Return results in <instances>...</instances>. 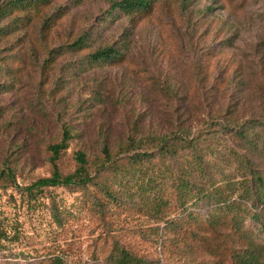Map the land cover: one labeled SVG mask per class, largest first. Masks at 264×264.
Wrapping results in <instances>:
<instances>
[{
  "label": "rangeland",
  "instance_id": "1",
  "mask_svg": "<svg viewBox=\"0 0 264 264\" xmlns=\"http://www.w3.org/2000/svg\"><path fill=\"white\" fill-rule=\"evenodd\" d=\"M114 1L38 0L23 27L0 34V172L11 168L15 176L0 180V264L48 263L56 256L65 264H110L113 242L162 262V238L153 231L160 226L133 203L108 205L103 214L107 201L94 185L47 187L36 198L23 190L51 175L49 146L64 129L71 137L56 160L61 174L74 171L75 153L83 151L97 176L103 142L114 153L136 129L164 133L185 122L205 130L220 121L209 115L227 106L238 122L264 114V0H189L185 6L159 0L133 21L113 9ZM61 12L46 29L45 21ZM11 23V16H0V28ZM84 34L87 47H66ZM108 45L123 59L92 64L89 54ZM230 144L252 154L235 140ZM252 159L264 173V151ZM240 168L228 165L226 172ZM101 172L114 184L113 173ZM238 190L232 198L240 201ZM242 203L257 216L239 209L240 230L235 224L203 228L201 236L220 250L189 240V264H235L231 252L247 244L264 261V205ZM207 209L204 203L196 208L202 222Z\"/></svg>",
  "mask_w": 264,
  "mask_h": 264
},
{
  "label": "trees",
  "instance_id": "2",
  "mask_svg": "<svg viewBox=\"0 0 264 264\" xmlns=\"http://www.w3.org/2000/svg\"><path fill=\"white\" fill-rule=\"evenodd\" d=\"M157 1L117 0L112 7L133 21L147 16ZM188 1L182 0V4L185 6ZM37 7L38 0H0V16L12 17V23L2 26L0 34L8 36L18 27H23L24 22L29 20L28 15L37 12ZM64 14L61 12L55 19L45 21L46 29L52 28ZM66 47L70 50L87 47L85 34L74 38ZM89 59L95 65L116 63L123 59V53L108 45L91 52ZM233 111L235 109L230 110L227 106L220 112L210 114L220 121L205 130L194 131L185 122L164 133L154 131L145 135L136 129L118 144L114 153L104 141L102 159L95 163L97 176L89 172L83 151L75 153L74 171L61 174L56 160L61 151L67 148L71 137L69 129H64L60 140L49 146L52 154L51 175L38 178L23 190L30 198H36L37 193L47 187L86 189L89 185L97 186L107 201L102 209L103 214L108 211V205L123 204L124 209H129L134 204L139 212L160 226L153 231L162 238L161 263L147 260L130 247L113 242L107 254L110 264H189L188 253L192 248L189 240H196L212 253L220 250L218 245H212L201 236L203 228L216 232L227 224H235L234 227L240 230L235 215L239 209H242L240 214L247 212L252 217L257 216V213L247 209L243 200L254 199L264 205V173L256 169L252 159L255 152L264 151V114H252L246 121L238 122L240 118L235 117ZM231 140L239 143L240 147H246L252 154L234 148ZM233 164L241 166L239 173L226 172V167ZM101 171L113 173L114 184L104 182ZM1 179L15 181L11 168H4L0 172ZM236 189H239L240 201L232 198ZM203 203L208 207L207 222H202L201 214L196 211ZM261 227L264 231V222ZM248 245L242 251L231 252L237 261L235 264H264L253 252L252 246ZM156 261H160V258ZM36 264L65 263L56 256L48 263Z\"/></svg>",
  "mask_w": 264,
  "mask_h": 264
}]
</instances>
